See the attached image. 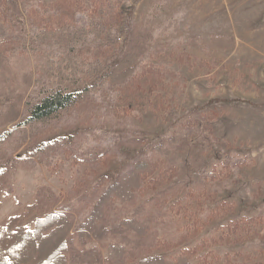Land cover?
Instances as JSON below:
<instances>
[{"label": "rangeland", "instance_id": "1", "mask_svg": "<svg viewBox=\"0 0 264 264\" xmlns=\"http://www.w3.org/2000/svg\"><path fill=\"white\" fill-rule=\"evenodd\" d=\"M2 170L0 227L36 204L29 228L60 211L74 229L122 185L100 222L136 226L72 230L68 264H264V0H0Z\"/></svg>", "mask_w": 264, "mask_h": 264}, {"label": "trees", "instance_id": "2", "mask_svg": "<svg viewBox=\"0 0 264 264\" xmlns=\"http://www.w3.org/2000/svg\"><path fill=\"white\" fill-rule=\"evenodd\" d=\"M74 63V62H73ZM117 65V64H116ZM72 67V66H67ZM110 66H108V69ZM105 70L100 76L106 80L112 78V69ZM86 86L80 91L65 93L58 90L43 97L39 103L30 107L31 122H38L46 118L55 116L58 112L72 106L76 101L74 93L85 95L88 91ZM145 166V162H137L136 167L140 170ZM136 168V170H137ZM136 172V171H135ZM4 170L0 171V180L4 178ZM128 177L126 178L124 186L128 185ZM120 184H113L104 191L95 205L93 206L89 215L78 225L74 227L66 212H49L42 217L36 218L32 228L26 226L24 219L30 214L36 204L27 207L23 215L12 216L7 220L5 226L0 227V264H68L66 254L72 249L73 239L68 241V236L72 230H75L78 238L92 237L95 240H100L108 233L118 232L122 229H133L136 224L134 220H122L118 225L107 228L100 222L102 207L105 206L108 199L113 193H120L117 191ZM4 192L0 189V199L4 197ZM131 223H133L132 226ZM70 243V245H69ZM124 246L119 243H112L109 249V259L113 257L115 251L123 252ZM93 255V256H92ZM85 253L79 257L75 255L70 256V264L80 262H87L89 264H99L101 260L97 258L99 253L94 251L93 254ZM92 256V257H91ZM115 259V257H113ZM138 264H189L186 260H179L177 263L169 262L162 256L151 255L141 258Z\"/></svg>", "mask_w": 264, "mask_h": 264}, {"label": "crops", "instance_id": "3", "mask_svg": "<svg viewBox=\"0 0 264 264\" xmlns=\"http://www.w3.org/2000/svg\"><path fill=\"white\" fill-rule=\"evenodd\" d=\"M32 228V227H31Z\"/></svg>", "mask_w": 264, "mask_h": 264}]
</instances>
